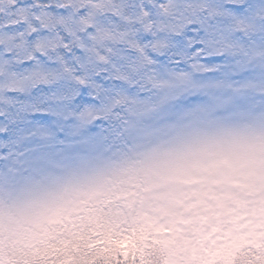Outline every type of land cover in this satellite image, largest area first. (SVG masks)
Segmentation results:
<instances>
[{"label":"clouds","instance_id":"9594fccd","mask_svg":"<svg viewBox=\"0 0 264 264\" xmlns=\"http://www.w3.org/2000/svg\"><path fill=\"white\" fill-rule=\"evenodd\" d=\"M37 53L71 84L47 106L16 70ZM208 209L223 222L164 243ZM72 243L87 264H264V0H0V264Z\"/></svg>","mask_w":264,"mask_h":264},{"label":"rangeland","instance_id":"374dc122","mask_svg":"<svg viewBox=\"0 0 264 264\" xmlns=\"http://www.w3.org/2000/svg\"><path fill=\"white\" fill-rule=\"evenodd\" d=\"M233 11L239 12L240 9H237V8L233 7ZM218 26L222 28L223 27V23L222 22H218ZM24 28L25 27H24L23 24H18L16 26V31H22ZM7 31L8 32H12L11 30H7ZM147 38L148 37H144V39H147ZM29 41H31V40H29ZM121 54L122 53H118V55H121ZM35 57L37 59L30 60V62H32L31 64L23 65V67H21V68H27V69L36 68L37 67V60H38L40 62V66L43 69H45V70L52 69V70H56L58 73L60 72V63L57 64L58 65V68H57L54 65H49L45 61L40 60L38 58L39 57L38 53L36 54ZM72 66H73V63L71 65V67ZM16 70L19 71L20 69H16ZM58 80H60V82H61L60 85H59V83L57 81L53 82L54 86L51 85L50 86V90L47 93L48 97H52L53 99H51L49 101V103H47V101H46V104L44 106H47L48 104H52L53 103V100H54L55 96L59 95L60 90H61L62 87H65V86L71 87V84L69 82H67V81L64 82V80H62V79H58ZM37 89L38 88H36L33 91V94L35 92H37ZM32 118H33V120H36V121H38L40 123H48L49 122V117L47 115H45V114H42L41 116H38L37 118H35V117H32ZM188 183H191V182L189 181ZM190 194L194 195V196H200L201 193L193 191ZM205 195L206 196H210L213 199H217V197L211 192L205 193ZM202 200L203 199H201V201ZM198 207L207 208V204H204V203L199 201V203L197 205H193V207L188 209V211L191 212L193 209L198 208ZM208 211L211 214L207 215V216H205V214L203 212H197V214L195 216H189V217H183L182 216L180 218V223H183L184 225H186V229H181V230H179L177 232V231H174L172 228H169L168 231L173 233V239L175 238L177 242H181L184 237L185 238L191 237L190 235H187V233L194 234V233H196L199 230L200 227H203L204 231L206 232L208 230V227L211 226V222L213 220L219 219V217H220V215H217V213L215 211H213L212 209H208ZM164 231H165L164 228L159 229V232H164Z\"/></svg>","mask_w":264,"mask_h":264},{"label":"trees","instance_id":"16d2710c","mask_svg":"<svg viewBox=\"0 0 264 264\" xmlns=\"http://www.w3.org/2000/svg\"><path fill=\"white\" fill-rule=\"evenodd\" d=\"M32 0H19V3L21 5H24V4H28V3H31ZM19 24H23L24 27H25V24L23 22H20ZM16 26L17 25H9L7 26V30H11L12 32L13 31H16ZM62 31L59 32V34L61 33ZM40 35H43L44 33L43 32H40L39 33ZM36 35H38V33H32L30 36H28V40H32L36 37ZM60 51H63V49H61ZM74 51H78V50H74ZM39 59L40 60H43V61H46L48 62V64H52V65H56V64H59L60 61L56 60L55 56H53V58L51 60H49L47 57L45 56H42V55H38ZM32 62L29 61H26L24 62L23 64L19 65V67H17L16 69H20L21 67H23V65H26V64H31ZM73 65L76 63L75 61L72 62ZM97 79H99V77H97ZM63 80V79H62ZM57 82L59 83L60 85V80H57ZM64 82H66L64 80ZM51 85H54L53 83ZM50 85V86H51ZM50 86H46V85H40L38 86V89H37V92H35L33 95L37 96L39 98V100L41 101H44V105L46 104V101L47 103H49L50 99H48V91L50 90ZM68 88H70L68 86ZM42 105V106H44ZM42 114L41 113H37L35 114V118H37L38 116H41ZM200 202L206 204V202L204 200H200ZM221 207H223L221 205ZM223 212L220 213V217H219V220H221V223L223 222ZM222 231V229H220ZM194 241L191 239V237H187V238H183V240L181 242H177L176 239H172L171 241H164L165 244H176L180 247H184V246H188L190 247L191 244L193 243ZM80 250V246L78 244H75V243H72V244H68L67 247L64 249L65 252H67L68 256H67V264H87V261L86 259L81 256V257H77L76 255H73L74 252H79Z\"/></svg>","mask_w":264,"mask_h":264},{"label":"snow or ice","instance_id":"6c2138e0","mask_svg":"<svg viewBox=\"0 0 264 264\" xmlns=\"http://www.w3.org/2000/svg\"><path fill=\"white\" fill-rule=\"evenodd\" d=\"M21 6L23 7V5H21ZM58 35H59V33H58ZM61 39H64V37L61 36ZM209 39L211 40V36L209 37ZM201 43H203V41H201ZM128 51L131 52L132 50L129 49ZM33 59H37V58L33 57ZM48 59L51 60L52 58H48ZM123 59L125 61H127L125 67L129 70H134L135 61L133 60V58L130 55H124ZM56 60H58L60 62L64 61V57L61 56L59 58H56ZM76 60L78 61L79 57H76ZM66 67H67V65H66ZM70 70L72 71L74 77L79 78L80 68L77 66L76 63L71 67ZM35 72H36L37 77H42L45 79V81H46L45 85L46 86H50L53 82H55L59 79V73L56 70H52V69L45 70V69H43L40 66V62L38 60H37V67L35 69ZM41 114L46 115L47 113L41 112Z\"/></svg>","mask_w":264,"mask_h":264}]
</instances>
